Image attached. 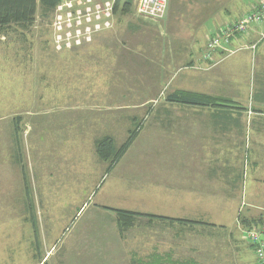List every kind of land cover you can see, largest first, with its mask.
I'll use <instances>...</instances> for the list:
<instances>
[{"label": "rangeland", "instance_id": "rangeland-1", "mask_svg": "<svg viewBox=\"0 0 264 264\" xmlns=\"http://www.w3.org/2000/svg\"><path fill=\"white\" fill-rule=\"evenodd\" d=\"M136 1H131L132 11ZM200 2L168 0L164 18L157 22L131 12L118 13L114 29L97 39L114 40L111 47L84 46L55 53L48 27L51 17L42 21L37 16L32 26H15L0 34V264L46 263L42 258L49 248L51 257L46 264H102L109 260L107 255L85 256L70 246L74 239L82 238L97 250L107 248L103 241H95L103 236L99 218L105 214L96 204L105 186L117 185L119 206H127L122 199L132 200L136 195V180L126 176L135 173L137 135L143 127H150V122H143L141 110L134 106L151 99L146 104L151 108L160 91L156 103H162L173 88L155 80L158 52L168 57L174 49L171 42L198 41L201 31L196 32L199 37L195 31L201 27L208 29L207 40L222 24L235 22L247 10L246 0H210L198 10ZM244 35L245 31L236 33L229 45L214 53L225 58L221 71L234 68L238 72L240 96L248 102L253 95L264 96V32L254 37L253 43ZM238 38L239 45L235 42ZM233 41L236 46L231 48ZM216 61L212 57V61L203 62L210 69ZM117 106L120 109H114ZM92 113L106 115L112 127L96 128L90 139ZM120 117L123 120L117 125ZM131 131L135 132L133 139L108 168L109 162L97 158L90 141L110 135L119 151ZM148 195L152 203V193ZM180 203V199L175 201L173 217L185 213L192 220L205 218L215 225L171 224L170 232L178 235V243L195 253L202 250V256L200 261L194 256L193 262L185 257L164 258L163 264H257L242 220L260 218L256 230L264 232L263 207H240L239 200H227L229 206L221 212V207L199 203L195 207L192 201H182L179 207ZM170 205L168 194L167 214ZM235 220L241 229H236ZM134 225L135 221L130 228ZM118 234L123 237L119 228ZM206 235L207 241L200 239ZM148 247L152 248V242ZM148 259L151 262L156 257L150 253Z\"/></svg>", "mask_w": 264, "mask_h": 264}, {"label": "crops", "instance_id": "crops-1", "mask_svg": "<svg viewBox=\"0 0 264 264\" xmlns=\"http://www.w3.org/2000/svg\"><path fill=\"white\" fill-rule=\"evenodd\" d=\"M200 1L199 5H196L198 10L200 6L204 7V4L210 3V0ZM246 1L247 10L243 15L239 14L237 19L252 11L259 0ZM224 13H227L226 9ZM203 28L195 31L197 37L199 35L196 32L201 31L198 41L196 39L171 42L174 49L168 57H164L163 51L158 52L159 73H156L155 80L169 86L172 84L171 93L176 91L198 93L225 99L228 102L207 107L169 103L164 99L162 103H156L157 97L162 96L160 91L151 108L146 107L151 99L134 106L136 110H141L139 116L142 117V121L150 122V127H143L137 135L136 161L133 167L135 173L126 176L136 180L138 186L136 195L132 200L122 199L127 201V206H119L120 194L117 192V185L105 186L96 204L97 209L105 214L99 218L103 236L95 241L96 243L103 241L107 248L97 250L96 247H91V242L86 245L85 239L80 238L78 241V238L71 244V250L77 249L85 256H110L109 260L102 264H163L164 258L169 257L171 260L174 257H185L186 260L193 262L194 256H198L200 261L202 250L195 253L192 249L187 250L186 246L180 245L178 235L170 232V225L189 224L208 228L207 225L215 224L207 222L205 218L201 222L192 220L185 213L181 217H173L176 200L180 199L181 203L192 201L191 205L195 207L197 203L221 207V212L229 206L227 200L233 202L239 200L240 207L245 204L251 209L264 208V196H262L264 193V96L253 95L248 102L242 98L238 72L234 68L226 73L220 70L221 64L225 62V58H220L222 56L220 52L213 55V58L218 59L219 62L216 61L215 66L207 69L208 64L203 62V57L206 40L204 35L207 36L208 29ZM262 32H264V23L250 25L245 31L244 39L253 43V38ZM108 33L110 32L97 36L88 47L94 49L116 44L114 40H97ZM236 41L237 45L241 44V38ZM259 41L261 40L258 39ZM235 42H232L231 48L236 46ZM176 50L181 51L179 53ZM235 53L227 57L231 58L230 56ZM178 74H181L180 78ZM114 109L118 110L120 106ZM114 109L106 111H116ZM92 115L90 139H93L96 128L112 127L106 115L97 113ZM122 120V117L117 119V125ZM100 138L91 140V147ZM92 149L94 151V147ZM245 155L249 158H245ZM225 161L229 163L225 164ZM180 165L182 172L178 173ZM120 173L122 174V171ZM117 177L121 176L117 175ZM149 193H152V203L149 201ZM168 194L171 205L167 214L165 206ZM105 208L125 210L142 216L135 218V225L121 238L114 213ZM252 218V216L244 217L242 222L246 224L255 217ZM235 226L237 230L241 229L237 220ZM205 237L200 239L207 241L209 236ZM149 242H152V248L148 247ZM87 250L90 252L86 253ZM150 253L156 257V260L150 262L148 259ZM50 257L51 248L47 250L42 262L47 259L45 261L47 263Z\"/></svg>", "mask_w": 264, "mask_h": 264}, {"label": "built area", "instance_id": "built-area-1", "mask_svg": "<svg viewBox=\"0 0 264 264\" xmlns=\"http://www.w3.org/2000/svg\"><path fill=\"white\" fill-rule=\"evenodd\" d=\"M115 3L116 0H59L52 11L48 26L52 50L55 53L71 52L91 45L97 36L110 32L116 20ZM167 4L168 0H137L133 13L144 20L161 21ZM263 23L264 0H259L252 11L208 36L203 59L212 61L213 53L229 45L236 33L246 31L250 25ZM247 235L254 248L257 264H264L262 234L251 229L247 231Z\"/></svg>", "mask_w": 264, "mask_h": 264}, {"label": "trees", "instance_id": "trees-1", "mask_svg": "<svg viewBox=\"0 0 264 264\" xmlns=\"http://www.w3.org/2000/svg\"><path fill=\"white\" fill-rule=\"evenodd\" d=\"M131 1L132 0H116L114 7L115 17L118 13H121L122 15H128L130 12L133 13V11L131 10ZM58 2L59 0H0V34H3L6 31L10 30L11 27L17 26L19 28H26L28 26H32L33 23L36 22L37 16L40 17L42 21H48L52 15V11L55 5ZM165 100L169 103L187 104L200 107H207L219 104L221 105V103L226 104L228 102L225 99H218L204 94L191 93L185 91H176L170 93L166 96ZM16 120L17 119H15L14 122L15 128L18 129L19 124ZM134 135L135 132L131 131V133H129V137L121 145L119 151H116L114 140L108 135L96 140L94 142V150L97 158L102 162H109L108 168L112 167L117 161V159L120 158L121 154L126 150ZM105 209L114 213L116 217V223L121 235H123L124 232L133 225L136 217L142 216L141 214L128 212L125 210L111 208ZM260 222L261 219L258 218L246 222V224H243L244 227L246 226V230L248 231L251 229L256 230L257 224ZM260 233L264 235L263 232ZM250 246L254 250L251 244Z\"/></svg>", "mask_w": 264, "mask_h": 264}]
</instances>
